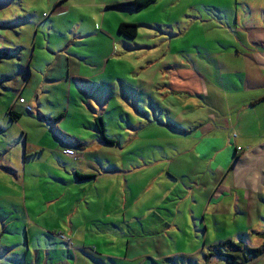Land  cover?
<instances>
[{
    "label": "rangeland",
    "instance_id": "rangeland-1",
    "mask_svg": "<svg viewBox=\"0 0 264 264\" xmlns=\"http://www.w3.org/2000/svg\"><path fill=\"white\" fill-rule=\"evenodd\" d=\"M128 1L8 0L1 8L0 43L9 50L0 61V264H224L210 247L239 241L173 235L175 201L163 197L183 182L167 171L192 169L178 155L189 143L173 131L192 115L171 91L173 72L203 69L206 51L235 42L224 30L234 26V0L117 7ZM120 23L135 24L136 36L119 34ZM58 53L63 66L46 78ZM93 116L114 145L83 152L58 135L90 144ZM74 170L89 179L77 181ZM155 204L157 217L148 214Z\"/></svg>",
    "mask_w": 264,
    "mask_h": 264
},
{
    "label": "crops",
    "instance_id": "crops-1",
    "mask_svg": "<svg viewBox=\"0 0 264 264\" xmlns=\"http://www.w3.org/2000/svg\"><path fill=\"white\" fill-rule=\"evenodd\" d=\"M7 1L0 0L1 12ZM234 3V26L228 24L224 30L235 42L206 51L203 69L173 72L171 91L178 95L181 109L192 113L180 121L183 128L173 127V131L188 141V149L178 155L188 156L192 169H179L178 175L167 171L171 181L183 182L163 192L165 199L172 195L175 201L170 212L173 235H238V242L229 240L210 247L209 257L215 255L217 261L222 259L214 249L225 242L246 248L264 247V237L258 236L264 233V0ZM3 47L0 43V50ZM16 48L21 59L23 47ZM1 57L5 55L0 54V61ZM32 58L31 54L29 60ZM62 60L63 53H58L46 78L52 77L58 65L63 66ZM89 125L90 144L67 138L59 131L58 135L63 142L78 144L85 152L94 142L103 143L96 131L95 116ZM73 173L75 178V173L87 176L77 170ZM86 179L89 176L76 180ZM159 207L151 206L148 214L157 217L155 209ZM177 216L183 221L189 219L191 231L181 226ZM157 245L162 247L163 243ZM166 248L169 249L167 244ZM158 249L168 253L164 246ZM232 264H264V254L247 263Z\"/></svg>",
    "mask_w": 264,
    "mask_h": 264
},
{
    "label": "trees",
    "instance_id": "trees-1",
    "mask_svg": "<svg viewBox=\"0 0 264 264\" xmlns=\"http://www.w3.org/2000/svg\"><path fill=\"white\" fill-rule=\"evenodd\" d=\"M156 0H130L126 3L118 4L117 7L120 8H129L135 11H140L143 8L151 5ZM117 32L126 38H134L137 34V26L130 23H120L117 26ZM9 49H3L0 51V54L6 55ZM22 105V104H21ZM28 111V110H27ZM9 118L11 120H16L19 117L17 112H14L12 109H8ZM30 112V111H28ZM60 118V116L58 117ZM95 126L100 140L106 145H114V141L108 139L105 135L103 122L101 117H95ZM78 146V144L76 145ZM76 179H84L88 176H80L76 174ZM264 237V233L258 235ZM214 252L223 256L224 260L228 264L232 263H247L251 260L258 258L260 255L264 254V247L258 248H246L241 244H234L232 242H225L219 244L215 247Z\"/></svg>",
    "mask_w": 264,
    "mask_h": 264
},
{
    "label": "built area",
    "instance_id": "built-area-1",
    "mask_svg": "<svg viewBox=\"0 0 264 264\" xmlns=\"http://www.w3.org/2000/svg\"><path fill=\"white\" fill-rule=\"evenodd\" d=\"M17 101H18L19 104H24L26 110H28V111H32V107H31L30 105L26 104V102H25V100H24L23 98H18ZM238 149H240V148H238ZM63 153H64L66 156H71V157H73L75 152H74L72 149H65V150L63 151ZM74 157H75V156H74ZM60 237H62V235H60Z\"/></svg>",
    "mask_w": 264,
    "mask_h": 264
}]
</instances>
